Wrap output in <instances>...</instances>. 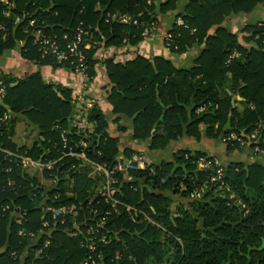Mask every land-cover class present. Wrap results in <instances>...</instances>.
I'll return each instance as SVG.
<instances>
[{
	"label": "trees",
	"instance_id": "1",
	"mask_svg": "<svg viewBox=\"0 0 264 264\" xmlns=\"http://www.w3.org/2000/svg\"><path fill=\"white\" fill-rule=\"evenodd\" d=\"M149 1L13 0L8 17L3 15L4 7L0 5V22L7 30L5 34L0 32V54L23 44L20 56L24 60L38 67L71 71L68 64H58L53 57L41 58L31 31L27 34L23 31L28 20L35 19L32 31L40 28L45 36L64 45L67 41H62V36L67 34L71 39L81 23L88 32L83 41L89 46L84 51L85 72L88 83H93L94 56L98 49L138 46L143 40V28H151L152 24L153 30L156 27L155 11L160 14L173 11L177 0ZM258 4H264V0H190L183 14L176 16L186 27L174 22L167 33L169 38L164 41L167 50L176 54L186 52L193 44H203L202 52L189 70L176 69L159 56L150 61L140 55L125 63H115L113 58L103 61L110 84L107 101L113 114L132 119L134 140L148 142L150 150H159L183 134L199 139L201 126L205 128V136L217 139L222 133L247 134L258 123L263 124L261 135L264 136V21L241 29L244 43L252 44L248 48L239 43L237 34L221 27L231 14L249 13ZM113 15L127 16L128 22L121 23ZM16 17L20 18L19 23H14ZM213 27L215 30L210 34ZM0 88L3 89L1 113L7 109L13 114L12 124L21 116L28 126L35 127L39 144L49 151L45 155L47 159L59 157L66 148L74 150L70 143L64 147L60 136L74 108L70 88L45 82L40 72L20 78L0 74ZM235 96L242 99L240 110L233 106ZM200 108L204 110L199 112ZM228 116L229 130L225 129ZM87 119L95 122V128L87 141L86 156L98 163L113 164L119 154L118 140L107 133L105 117L96 104L88 110ZM5 129L0 125V130ZM74 132L66 135L68 141H77L83 135L81 131ZM0 142L10 150L16 147L4 138ZM20 151L33 158L42 153L36 143ZM133 154L138 153L124 151V159ZM4 157L0 152V264H19L25 252L23 264H82L88 251L82 237L63 231L71 228L70 224L66 223L64 228L58 225L49 237L38 235L43 230L41 201L29 196L30 184L35 183L27 181L30 176L25 172L22 176L20 167L4 161ZM201 157L208 156L178 150L173 163L128 170L134 181L126 183L119 176L118 198L143 216L127 212L123 205L117 208L118 213H112V208L98 203L97 197L91 205L85 202L96 178H87L88 167L79 168L80 162L74 158H64L54 171H45L43 176L47 181L50 173L58 175L60 183L56 192L61 198L54 205H75L76 222L84 223V231L93 224L92 209L98 211V216L110 212L95 237L97 240L99 235H104L107 241L96 242L103 256L100 264H264V248L259 250L264 240V169L258 164H251L247 170L242 163L221 165L227 192L212 181L213 169L197 167ZM174 164L178 167L172 172ZM9 167L11 172L7 173ZM8 179L14 181V189L6 187ZM47 182L44 186L49 188ZM164 191L178 196L180 201L173 202L163 196ZM199 191L198 198L191 197ZM16 206L25 212L20 224L15 222ZM200 221L204 230L221 222L226 224L211 234L199 230ZM31 233L34 237H30ZM250 248L256 250L249 252Z\"/></svg>",
	"mask_w": 264,
	"mask_h": 264
},
{
	"label": "built area",
	"instance_id": "2",
	"mask_svg": "<svg viewBox=\"0 0 264 264\" xmlns=\"http://www.w3.org/2000/svg\"><path fill=\"white\" fill-rule=\"evenodd\" d=\"M148 3H150L149 0ZM0 5L4 7L3 15L8 17L14 5L13 0H0ZM112 17L121 23L128 22L127 16L120 15L119 17H116L113 15ZM20 21V18L16 17L14 23H19ZM35 24V19H29L25 24V29L23 32L24 34H27L29 31H31V35L34 38V45L38 47L41 58L50 56L53 57L58 64H68L71 69H73L70 72L79 77L81 86L83 87V92L77 93L73 91V112L67 121L66 127L60 130V136L62 138L64 147H67V143H70L73 146L71 149L74 150H67L66 148V151L62 152L59 157L47 159L45 155H48L49 151L43 149L39 144L40 136L38 133L36 132L30 134L24 130L20 132V134H16L14 130V124H12L13 114L6 109L2 113L0 111V125H4L6 128L5 131L0 130V141L2 138H4L10 144H15L16 147L14 150H10L6 147H3L2 143L0 142V152L5 155L4 161H10L14 163L16 167H20L22 171L21 175L24 176L23 172H25L30 176V179L27 181L33 180L35 183L30 184V190L32 193L29 196L40 198L41 201L39 207L41 208L43 214L42 227L44 231H40L38 235H45L46 237H49L51 232L58 225L64 228L65 224L68 223L72 227H66L64 230H62L64 232H69V234L73 237L80 236L84 239V246L88 251V256L82 261V264H100L103 256L102 252L98 250V245H96V242L106 244L107 241L104 235H99L97 240H95V237L104 227L110 212L105 211L98 216V211L96 209H92L90 214L92 216L91 220L93 221V224L89 227H86L84 231L82 229L84 223L76 222L77 212L75 205H54L57 204L61 198V195L56 192L59 187L60 179L56 173H50V180L47 181L50 182L51 186L47 188L43 183L44 180H46L43 176L44 172L54 171L56 169V165L64 158H74L80 162L78 166L79 168L85 166L88 167L87 178H96L91 194L88 196L85 202L91 205L95 199H98V203L103 202V204L110 206L112 208V213H118L117 208L123 205L127 212L142 214L137 209L124 205L118 198L120 192L119 176L122 175L123 177V174L127 173L128 170L138 168L137 165L141 163V156L139 154H133L129 159L117 158L111 165L106 163H98L86 156V148L88 147L87 141L89 139V135L95 128V122H89L87 119L88 110L92 107L93 103L83 96L84 91L90 86V84H92V82L88 83V78L85 72L86 56L84 51L88 49L89 46L83 41L88 35V32L81 27L80 23L79 26L75 28L74 35L71 39L68 38L67 34L62 36V41H67L66 44L62 45V43H59L55 38L45 36L40 28H36L32 31V28ZM175 24L186 27L180 18L175 20ZM6 31L5 25L0 22V32L5 34ZM152 32L153 24L151 25V28H143L141 33V36L143 37V40L141 41L142 44H144L145 41L151 37ZM168 38V35H166L164 41ZM77 83H79V80ZM2 96L3 89L0 88V108L3 106ZM203 110L204 108H200L198 111L201 112ZM55 128L60 129L59 126H55ZM262 129L263 124L258 123L256 127L247 134H236L234 132L222 133L219 136V140L225 146L238 145L240 147H247L250 149L251 155L253 157H258L260 155H264V136L261 135ZM80 131L83 132V135L81 138H79V140L68 141V138H66L67 134L71 135L73 132L75 134H79ZM33 143H36L37 147L42 151L41 155L33 158L31 155H28L26 151H20L21 148H30ZM197 167L202 169H213L214 175L212 176V181L218 183L219 187L224 188L227 192L229 191V188L224 185V182L222 181L224 176L223 168L216 159L201 157L197 162ZM72 168H74V166H72ZM58 171L60 172V170ZM6 172L10 173L11 168H7ZM61 173H63V171H61ZM67 177L68 174L66 172L65 178ZM5 185L8 189H14L15 183L13 180L8 179ZM67 195L70 196L71 194L68 193ZM199 196L200 191L196 192L191 197L198 198ZM238 203L244 207L242 203ZM5 209L8 210V207ZM14 213L16 215L15 222L20 224L25 212H22L20 206H16ZM143 215L144 214H142V216ZM144 217L149 223L154 224L147 216ZM19 235H22V232H19ZM30 237H34V234L31 233ZM47 239L48 238L45 239V246H47L49 243Z\"/></svg>",
	"mask_w": 264,
	"mask_h": 264
},
{
	"label": "crops",
	"instance_id": "3",
	"mask_svg": "<svg viewBox=\"0 0 264 264\" xmlns=\"http://www.w3.org/2000/svg\"><path fill=\"white\" fill-rule=\"evenodd\" d=\"M163 1L165 0H159V2ZM189 1L190 0H177L175 9L164 14H160L158 10H156V27L151 37L145 41L144 44L140 43L136 47H101L98 49L94 56L96 60L94 71L96 74L93 83L84 91L83 96L99 107L107 123V133L110 137L118 140L117 148L119 154L117 158L124 159L123 153L126 150L135 151L141 156V163L137 165L139 169H144L149 165H158L161 162L173 163L174 153L178 150L201 152L208 157L216 159L221 165H228L232 162L242 163L245 166V170H247V167L251 164H258L264 169V155L253 157L250 149L247 147L229 150L220 142L219 137L216 139L205 136V128L203 126L200 127V130H203V132L199 139L183 134L177 140L171 141L164 149L150 150L148 142H140L133 139L132 119L113 114L111 105L107 101V92L110 84L103 65V61L106 59L113 58L115 63H125L131 61L136 55H140L149 61L153 57L159 56L169 61L176 69L189 70L194 66L196 58L203 50V44H193L189 50L181 54L169 52L164 45L165 36L174 24L176 16L183 14L184 8ZM261 21H264V4H258L249 13L231 14L222 22L221 27L230 33L237 34L239 43L248 48L252 44L244 43L242 40L244 34L240 31L246 25H252ZM214 30L215 27L211 28L209 33H213ZM22 45L23 44H17L13 49L4 51L0 54V74H8L14 78H20L27 74L40 72L45 82L58 83L77 93L83 92L79 77L72 72L63 68L55 69L51 66L38 67L33 62L21 58L20 52ZM78 80L79 83H77ZM241 102L242 99L239 96H235L233 106L240 110L243 107ZM18 117V120L14 123L16 134H20V132L24 130L30 134L36 133L35 127L28 126L23 117ZM119 128L123 130L120 131ZM177 167L178 165L174 164L172 172H174ZM123 181L127 183L134 180L127 173H124ZM163 196L170 197L173 202L180 201L178 196L169 191H164ZM1 252L2 250H0V253ZM25 255L26 252L23 254L19 264H23Z\"/></svg>",
	"mask_w": 264,
	"mask_h": 264
},
{
	"label": "water",
	"instance_id": "4",
	"mask_svg": "<svg viewBox=\"0 0 264 264\" xmlns=\"http://www.w3.org/2000/svg\"><path fill=\"white\" fill-rule=\"evenodd\" d=\"M226 129H230V116H228V119H227ZM225 224H226V223L221 222L218 226H216V227H214V228H209V229L204 230V229H203V223L200 221V222H199V230H200V231H205V232H208V233H211V234H214L215 231H216L217 229L221 228V227H222L223 225H225ZM263 248H264V240H262V242H261V246H260L259 250H262ZM253 250H256V249H254V248H250V249H249V252H250V251H253ZM246 258L248 259V258H249V255H247Z\"/></svg>",
	"mask_w": 264,
	"mask_h": 264
},
{
	"label": "rangeland",
	"instance_id": "5",
	"mask_svg": "<svg viewBox=\"0 0 264 264\" xmlns=\"http://www.w3.org/2000/svg\"><path fill=\"white\" fill-rule=\"evenodd\" d=\"M43 183H46V184H48V182L46 181V180H44V182Z\"/></svg>",
	"mask_w": 264,
	"mask_h": 264
}]
</instances>
